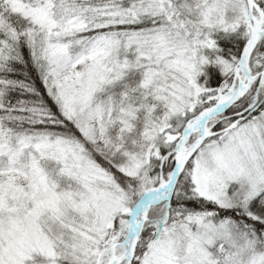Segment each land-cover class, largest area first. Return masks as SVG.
I'll return each instance as SVG.
<instances>
[{"label":"snow or ice","instance_id":"6c2138e0","mask_svg":"<svg viewBox=\"0 0 264 264\" xmlns=\"http://www.w3.org/2000/svg\"><path fill=\"white\" fill-rule=\"evenodd\" d=\"M0 264H264V0H0Z\"/></svg>","mask_w":264,"mask_h":264}]
</instances>
